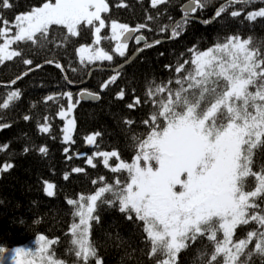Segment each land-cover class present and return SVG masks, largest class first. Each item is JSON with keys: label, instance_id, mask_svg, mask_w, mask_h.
Segmentation results:
<instances>
[{"label": "snow or ice", "instance_id": "obj_1", "mask_svg": "<svg viewBox=\"0 0 264 264\" xmlns=\"http://www.w3.org/2000/svg\"><path fill=\"white\" fill-rule=\"evenodd\" d=\"M166 2L151 0L153 7ZM245 2L247 0H230V3ZM0 6L8 9L12 4L10 0H0ZM203 7L201 0H192V5L186 6L185 20L189 13ZM226 10V6L221 5L212 20L204 23H211ZM108 11L106 0H44L41 6L17 15L11 24L0 20V39L3 40L0 64L22 56L23 50L13 48L14 44L44 47L51 43L49 30L53 25L66 29L65 40L69 35H78L81 25L91 27L94 43L99 45L101 31L106 27L101 14ZM241 15L242 12L236 10L230 13L232 18ZM258 17L264 18V7L247 12L245 19L255 21ZM148 19L153 18L149 16ZM108 27L110 35L104 39L116 42L115 52L121 57L125 56L131 41L136 44L143 41L146 47L160 43L157 40L150 44L144 36L137 35L146 24L133 28L111 21ZM180 27L181 22L173 27L172 38L180 34L177 31ZM188 51L192 53L191 59L177 63L175 79L160 83L151 81L146 88V103H151L152 110L149 119L142 124L148 131L132 135L133 160L120 161L111 168L113 173L125 171L126 179L117 178L112 184L98 187L94 194H81L78 199L67 200V204L74 207L73 220L66 233L70 236L66 254L74 256L73 264H88L90 258L102 264L90 239L92 222L99 221L94 215L98 202L118 206L127 219L135 217L137 222H142L145 241L150 245L149 256L160 257L156 264H177L179 253L200 237L206 238L212 247L211 253L203 252L198 256L201 260L207 257L204 264H248L253 254L264 256V208L257 203L264 200V165L253 170L256 150L264 147V55L258 46L252 45L251 37L243 38L239 34L229 35L206 50L194 46ZM78 52L81 63L113 60V55L103 48L82 46ZM23 63L31 65L32 60L24 59ZM56 67L62 66L57 63ZM166 67L172 68L171 65ZM117 78L118 75L111 76L101 88H107ZM173 84L175 88L171 87ZM62 95L67 98L68 107L65 111L61 106L58 114L64 119L75 105L71 92ZM124 95L121 90L117 99H123ZM19 96L18 90L12 91L8 100ZM46 99L55 100L56 97L49 95ZM139 104L140 98L135 97L134 103L127 107ZM2 107L7 109L9 103H3ZM132 123L125 121L129 128ZM74 125V119H67L63 128L65 142L71 141ZM49 130L48 125L41 128L42 132ZM98 136L100 133L88 136L87 143L94 144ZM39 151L47 154L45 147ZM99 155L104 158L105 165L112 157L119 160L117 151L100 152ZM87 163L95 167L92 158L87 159ZM11 167L5 165L3 170ZM73 171L79 173L83 169ZM64 178L67 179V175ZM45 184L46 194L53 196L54 185ZM250 222H255L257 227L248 231L244 238L234 240L237 227ZM58 240L38 236L35 248L12 250V264H20L21 255L33 258L28 264H67L55 258L53 246ZM254 240V248L248 250ZM0 264H8L2 248Z\"/></svg>", "mask_w": 264, "mask_h": 264}, {"label": "trees", "instance_id": "obj_2", "mask_svg": "<svg viewBox=\"0 0 264 264\" xmlns=\"http://www.w3.org/2000/svg\"><path fill=\"white\" fill-rule=\"evenodd\" d=\"M190 1L167 0L153 7L151 0H106L109 11L102 15L106 27L101 31L100 45L113 54L112 61L89 63L85 60L81 63L78 49L90 46L94 41V30L84 25L79 27L78 35H69L67 40L64 39L67 32L63 26H51V43L44 47L24 43L12 45L13 48L22 49L23 54L0 64V125H7L0 127V166L12 165L0 174V248L4 251L32 248L38 236L46 235L48 238H59L58 244L53 246L55 258L73 264L74 256L66 254V249L70 247V236L66 233L73 220L74 207L68 205L67 200L78 199L81 194H94L98 187L104 183L112 184L117 178L121 181L126 179L125 171L113 173L111 168L120 161L131 162L135 154L132 135L148 131L142 121L149 119L152 110L151 103H146L145 95L149 82L175 79L177 63L191 59L189 49L195 46L198 50H206L216 42H223L229 35L251 37L252 45L258 46L264 55V18L258 17L255 21L245 19L247 12L264 7V0L245 4L229 3L230 0H201L204 7L197 8L192 15L194 19L185 20L182 7ZM43 2L10 0L11 8L0 6V20H7L11 24L17 15L39 7ZM221 5H225L227 10L212 23H204L212 20ZM234 10L241 11L242 15L232 18L230 13ZM149 16L153 19L149 20ZM111 21L133 28L146 24L147 27L141 29L139 34L148 43L154 44L157 40L165 42L152 47L135 43L126 50L125 56L119 57L114 48L116 42L104 39L110 35L108 25ZM178 22H181V27L177 29L180 34L172 38L171 31ZM161 28H167V31H161ZM138 48L143 51L119 73L96 70L89 75L95 66L109 68L122 64ZM24 59H31L32 64H24ZM43 63L47 64L13 86H1ZM57 63L62 66L69 82H86L83 90L99 94L98 100L80 101L78 94L81 89L68 86L62 71L56 67ZM113 75H118L115 83L101 88ZM171 87L175 88L176 85ZM17 90L20 92L19 98L8 100L10 93ZM121 90L125 93L124 98L117 99V93ZM68 92L73 94L72 101L76 104L75 131L70 143L63 140L64 122L58 114L61 106L63 109L67 107V98L62 94ZM49 95L56 99L47 100ZM135 97L140 98V104L128 108L127 105L134 103ZM5 102L9 103L7 109L2 107ZM25 116L29 119L26 120ZM125 121L133 122L130 128ZM44 125L49 126L48 132L41 131ZM95 133H100V136L94 144L89 145L87 137ZM41 147L47 149L46 155L39 151ZM65 149L68 151L65 152ZM111 151L118 152L119 160L112 157L105 165L99 153ZM89 158H92L95 167L87 163ZM253 159V170L257 171L259 166L264 165V147L256 150ZM75 168L83 171L74 172ZM100 177L104 180L101 181ZM45 182L54 185L53 196L46 194ZM248 183L251 188V179ZM257 203L264 208V200ZM94 215L99 217V221L92 222L90 239L102 264H156L160 257L149 256L150 245L145 241L142 222H137L135 217L127 219L118 206L99 202ZM256 227L255 222L238 226L233 239L244 238L248 231ZM189 244L186 250L179 253L177 264H204L207 257L201 260L198 256L203 252L211 253L209 241L200 237ZM254 244L255 240L248 250H252ZM88 264H96L95 258H90ZM248 264H264V256L253 254Z\"/></svg>", "mask_w": 264, "mask_h": 264}, {"label": "water", "instance_id": "obj_3", "mask_svg": "<svg viewBox=\"0 0 264 264\" xmlns=\"http://www.w3.org/2000/svg\"><path fill=\"white\" fill-rule=\"evenodd\" d=\"M250 1H252V0H247V2H245V3H248V2H250ZM229 3H230V2H229ZM245 3H243V4H245ZM235 4H240V3H235ZM191 5H192V1L186 3V4L183 6V8H182V12L185 14L186 6H191ZM192 15H193V13H189L188 16H187V19H186V20L194 19V18L192 17ZM213 21H214V20H213ZM213 21H212V22H213ZM212 22H211V23H212ZM142 42H143V41H142ZM162 42H165V40L160 41V43H162ZM129 43H130V42H129ZM129 43H128V44H129ZM140 53H141V50L136 51V52L130 57V59H129L128 61H126L124 64H122V65H120V66H118V67H116V68H113V69L102 68V67H94V68L91 69L89 75H91V73H92L93 71H96V70H100V71H108V72L117 73L118 71H120L121 69H123L124 67H126L127 65H129L134 59H136ZM46 64H47V63H43V64L40 65V67H36V68H33V69L27 71V73H28L27 75H29V74L32 73L33 71H36V70L42 68V67L45 66ZM60 70L62 71L63 76L66 78L65 72L63 71V68H62V67L60 68ZM24 76H25V75H22L19 79H16V80H15V81H16L15 83H17V82H18L20 79H22V77H24ZM15 83H14V84H15ZM85 83H86V82L81 83V84H72V83H70V82L67 81L68 86H70V87L73 88V89H82V88L84 87ZM14 84L10 82L6 87H11V86H13ZM79 97H80L81 100H83V101H96V100L98 99V96H97V97H94V95L91 94V93L88 92V91H83V92H81V93L79 94Z\"/></svg>", "mask_w": 264, "mask_h": 264}, {"label": "rangeland", "instance_id": "obj_4", "mask_svg": "<svg viewBox=\"0 0 264 264\" xmlns=\"http://www.w3.org/2000/svg\"><path fill=\"white\" fill-rule=\"evenodd\" d=\"M101 15H103V13H102ZM102 18H103V16H102ZM12 32L14 33L15 30L12 29ZM100 35H101V34H100ZM94 39H95V36H94ZM0 43H3V40H2V39H0ZM87 47H92V48H102L100 44H99V45H96V44L94 43V41H93V44H92V45L87 46ZM117 54H118V53H117ZM72 102H73V101H72ZM73 104L76 106V104H75L74 102H73ZM67 107H68V104H67ZM67 107L64 108L65 111H67ZM74 109H75V107L71 110L70 115L67 116V117H65V118L63 119V122H64V124H63V128L66 127L67 119H74V121H75V117H74ZM74 131H75V125H74ZM74 131L72 132V139H71V141L73 140V134H74ZM63 136H64V133H63ZM71 141H67L66 143H70ZM64 142H65V141H64ZM3 169H4V166H3V167L0 166V174H1V171H2ZM35 247H36V243L34 244V247H32V248H35ZM4 252H5V254H7V257H8V264H12V260H11L12 251H4ZM19 260H20V264H28V261H29V260H33V258H32V257H24L23 255H21V257H19Z\"/></svg>", "mask_w": 264, "mask_h": 264}, {"label": "bare ground", "instance_id": "obj_5", "mask_svg": "<svg viewBox=\"0 0 264 264\" xmlns=\"http://www.w3.org/2000/svg\"><path fill=\"white\" fill-rule=\"evenodd\" d=\"M252 1H253V0H252ZM187 3H188V2H187ZM184 5H185V4H184ZM182 8H183V7H182ZM137 35H140V34L137 33ZM134 44H135V41H131V42L128 44V47H127L126 50H128V49H129L132 45H134ZM140 44H144V42H141ZM141 49H142V48H138L137 50H135V52L138 51V50H141ZM142 51H143V50H141V52H142ZM135 52H134V53H135ZM134 53H132L131 56H132ZM109 54H110V53H109ZM116 54H117V53H116ZM111 55H113V54H111ZM117 55L119 56V54H117ZM139 55H140V54H139ZM139 55H138V56H139ZM131 56H130V57H131ZM119 57H121V56H119ZM130 57H128V59L125 60V62L128 61V60L130 59ZM134 60H135V59H134ZM134 60H133V61H134ZM133 61H132V62H133ZM125 62H123L122 64H124ZM132 62H131V63H132ZM131 63H130V64H131ZM122 64H119V65L114 66V67H109V69L116 68V67H118V66H120V65H122ZM40 65H41V64H40ZM127 66H128V65H127ZM127 66H126V67H127ZM36 67H37V66H36ZM36 67H34V68H36ZM124 68H125V67H124ZM124 68H123V69H124ZM40 69H41V68H40ZM123 69H121V70H123ZM38 70H39V69H38ZM121 70H120V71H121ZM36 71H37V70H36ZM120 71H118L117 73H119ZM33 72H34V71H33ZM24 73H25V72H24ZM24 73H22V74L19 75L18 77H21L22 75H24ZM110 73H113V72H110ZM117 73H113V74H117ZM26 76H28V75H25L24 77H26ZM24 77H22V78H24ZM64 78H65V77H64ZM16 79H17V78H16ZM16 79H15V80H16ZM20 80H21V79H20ZM20 80H19V81H20ZM65 80H66V82H67V81L69 82V80L67 79V77L65 78ZM70 83H71V82H70ZM8 84H9V83L1 84V86L6 87ZM91 94H93L94 97H97V96H98V98H99V94L97 95V94L92 93V92H91ZM78 99H79L80 101H83V100H81L80 97H78ZM97 100H98V99H97ZM97 100H96V101H97ZM96 101H92V102H96Z\"/></svg>", "mask_w": 264, "mask_h": 264}]
</instances>
